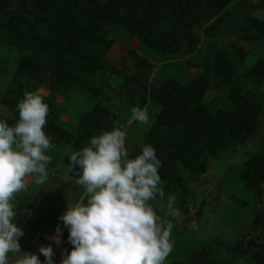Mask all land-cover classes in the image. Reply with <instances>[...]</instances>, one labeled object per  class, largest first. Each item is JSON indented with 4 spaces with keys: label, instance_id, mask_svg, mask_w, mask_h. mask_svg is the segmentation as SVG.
<instances>
[{
    "label": "rangeland",
    "instance_id": "obj_1",
    "mask_svg": "<svg viewBox=\"0 0 264 264\" xmlns=\"http://www.w3.org/2000/svg\"><path fill=\"white\" fill-rule=\"evenodd\" d=\"M219 1L156 3L164 14L150 24L176 51L160 60L106 21L78 69L59 73L30 38L47 14L0 0V264H264V175L256 186L243 172L264 158V0ZM22 58L36 66L21 68ZM216 58L233 79L211 71L200 102L213 115L227 111L223 88L248 97L263 111L256 134L213 155L182 132L158 146L157 163L132 159L148 150L140 132L157 125L149 88L159 70L193 78Z\"/></svg>",
    "mask_w": 264,
    "mask_h": 264
},
{
    "label": "trees",
    "instance_id": "obj_2",
    "mask_svg": "<svg viewBox=\"0 0 264 264\" xmlns=\"http://www.w3.org/2000/svg\"><path fill=\"white\" fill-rule=\"evenodd\" d=\"M187 1L195 5L202 3L208 5L212 0ZM228 1L220 0L215 7L221 9ZM32 2L39 12L47 14L40 17L42 24L39 30L43 33L30 36L32 45L36 48L33 52L42 55L49 62L48 66L58 70L59 73H64L63 69L68 64L78 69L75 63L80 59L79 52H82L90 44L89 42L92 44L95 42V34L103 28L100 23L106 21L123 22L129 32L140 35L139 50L149 58L160 60V57L176 52L174 43L159 35L150 22L156 20L154 14L159 16L164 14L155 10L156 3L170 9L181 2L177 5L171 0H104V3H101V0H72V2L32 0ZM83 59L86 58L83 56ZM73 60H76L74 64H72ZM83 62L87 64L86 66H90L93 72L103 70L102 73H108L107 70H111V68L107 69L108 64L100 59H86ZM211 62H213L211 70L205 67L202 74L193 78L184 73L177 75L176 67L173 66L168 70H159V85L157 87L152 85L149 88V102L157 111V125L149 134L140 132L141 137H148V142L146 141L148 150H134L130 154L132 159L142 162L144 157H148L149 161L157 163L161 157L158 146H163L162 144L173 136L181 140L179 135L182 132L188 136V140L197 139L199 144L202 142L213 155L216 154L217 148L229 143L236 147L242 146L248 136L256 134L257 117L263 111H260V108L248 97L233 94L227 88H223L219 97L222 104L227 107V111H219L213 114L214 116L209 114L200 102L208 88L211 71L225 78L227 82L233 79V69L222 59H212ZM260 63L262 65L256 69V73L264 76V64L262 61ZM33 66H36V62L32 65L31 58L20 59L21 68L27 70ZM226 89L227 93L224 97L223 92ZM45 124L49 122L45 120ZM56 128L58 125H55ZM168 155L172 161L181 157L175 153ZM263 163L264 158L258 157L251 171H243L250 184L257 186L261 181L259 175H264V165L261 166ZM167 168L169 167L166 166L160 173H164Z\"/></svg>",
    "mask_w": 264,
    "mask_h": 264
}]
</instances>
